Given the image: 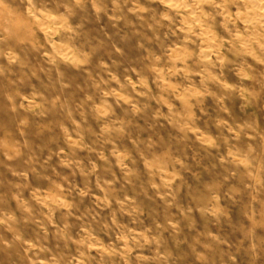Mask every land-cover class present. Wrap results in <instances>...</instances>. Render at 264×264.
<instances>
[{
  "label": "rangeland",
  "instance_id": "1",
  "mask_svg": "<svg viewBox=\"0 0 264 264\" xmlns=\"http://www.w3.org/2000/svg\"><path fill=\"white\" fill-rule=\"evenodd\" d=\"M222 3L0 0V264H264V46Z\"/></svg>",
  "mask_w": 264,
  "mask_h": 264
},
{
  "label": "bare ground",
  "instance_id": "2",
  "mask_svg": "<svg viewBox=\"0 0 264 264\" xmlns=\"http://www.w3.org/2000/svg\"><path fill=\"white\" fill-rule=\"evenodd\" d=\"M207 1V0H206ZM222 1V0H221ZM164 2V1H163ZM230 2H232V3H234V2H241L242 3V5L241 6H244V7H246L247 8V11L245 10V12H247L248 14L247 15H249V16H247L246 18H243L242 17V20L244 21L245 19H247L246 21H245V23L244 24H246V27L247 28H250V27H252L253 29H254V31H255V33L260 37V40H259V44L258 43H256L255 41V43L256 44H258L257 46H259V48L262 46H264V45H262V43L264 44V0H223V3L225 4V5H228V4H230ZM222 3V4H223ZM231 3V4H232ZM195 4V3H194ZM237 4V3H236ZM196 6V5H195ZM237 6H239V5H237ZM241 6H239V7H241ZM207 10V9H206ZM243 10V11H244ZM210 12V11H209ZM237 12V11H236ZM234 13V12H233ZM238 14H240V12H239V9H238ZM243 14H244V12H243ZM209 15V14H208ZM242 15V12H241V14H240V16ZM222 16H223V14H222ZM227 16V15H226ZM239 16V17H240ZM219 17V16H218ZM249 18V19H248ZM251 18H256V21H252L253 19H251ZM241 20V21H242ZM189 22V21H188ZM194 22V21H193ZM224 22V21H223ZM239 23V22H238ZM172 24V23H171ZM185 26V25H184ZM191 26V25H190ZM244 28H245V26H244ZM252 29V30H253ZM205 30V29H204ZM227 30H229V29H227ZM245 30H247V29H245ZM252 30H251V33H252ZM206 31V30H205ZM208 31V30H207ZM249 30H247V32H248ZM254 31H253V33H254ZM207 33V32H206ZM245 33V32H244ZM250 35V34H249ZM255 36V35H254ZM236 38V37H235ZM251 39V38H250ZM253 39V38H252ZM255 40V39H254ZM245 41V40H244ZM251 41V40H250ZM233 42V41H232ZM253 42V43H254ZM229 44V43H228ZM223 45V44H222ZM229 46V45H228ZM237 46V45H236ZM255 46V45H254ZM243 47H244V45H243ZM250 47V46H249ZM223 48V47H222ZM258 48V49H259ZM244 50V49H243ZM250 50V49H249ZM262 50V49H261ZM261 50H257L258 52L259 51H261ZM241 51H242V49H241ZM235 52V51H234ZM249 52V51H248ZM251 52H253V51H251ZM262 53H264V50H262L261 51ZM237 54V53H236ZM209 55H210V53H209ZM238 55V54H237ZM255 55V54H254ZM204 56V55H203ZM202 56V57H203ZM215 56V55H214ZM216 57V56H215ZM255 57V56H254ZM258 57V56H257ZM261 57V56H260ZM263 57V56H262ZM259 58V57H258ZM259 62V61H258ZM262 62V61H261ZM263 63V62H262ZM231 64V63H230Z\"/></svg>",
  "mask_w": 264,
  "mask_h": 264
}]
</instances>
